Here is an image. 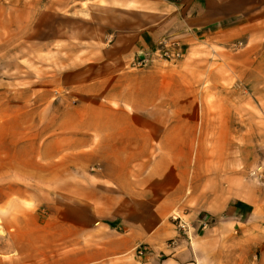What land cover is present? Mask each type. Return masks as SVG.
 Segmentation results:
<instances>
[{
	"label": "rangeland",
	"instance_id": "rangeland-1",
	"mask_svg": "<svg viewBox=\"0 0 264 264\" xmlns=\"http://www.w3.org/2000/svg\"><path fill=\"white\" fill-rule=\"evenodd\" d=\"M183 1L0 0V68L8 69L7 78L0 77V122L7 115L13 119L11 134L24 137V142L36 138L41 146L54 139L61 143L56 161L61 162L63 206L76 195L86 198L90 193L96 202L95 226L117 216L122 205L124 219L132 218L130 226L143 235L139 245H146L150 253L156 246L149 236L152 231L166 233L167 246L185 237L193 240L189 245L195 253L213 246L216 251L201 264H262L264 234L247 239L229 217L211 212L234 194L264 205V30L254 29L264 28V23L252 15L264 0H218L225 16L209 24L207 34L197 31L202 36L194 43L186 40L193 28L182 23L190 14L185 13V4L181 6ZM196 1L187 3L196 5ZM233 14H239V23L246 17V23L226 28ZM242 14L245 17L240 18ZM214 27L218 31L213 32ZM152 28L159 30L154 47L142 55L148 54L147 65H137L140 58L129 63L114 60L122 47L115 46L119 35L130 39L125 43L128 47L139 33ZM163 39L181 43L180 59L159 57L156 50ZM6 89L12 94L3 93ZM165 89H172V94L166 97ZM136 102L147 105L138 113L143 119H156L164 107L174 119L183 110L185 118L192 114L185 111V104L197 105L195 126L181 129L173 158L163 159L165 150L159 144L172 129L166 126L158 127L151 160L110 158L108 152L101 158L92 152L100 142L110 141L106 133L111 121H116L121 136L125 132L127 141L135 137L132 106ZM188 136L193 139L189 150L183 141ZM70 142L81 147L70 150ZM31 154L29 150L24 156ZM51 159L45 156L47 172L53 170ZM156 168L165 172L151 181L149 173ZM108 173L132 186L118 190L104 180ZM50 179L46 178V191L35 194L37 198L29 196L0 209L12 222L3 224L0 219L4 231L0 243L9 242L13 250V255L0 251L3 262L42 264L59 251L54 216L68 210L53 208L56 196ZM108 197H113L117 208ZM194 212L197 216L192 219ZM174 215L187 220L190 236L180 230ZM20 218L23 224L18 223ZM209 218L227 226L216 245L202 242L211 228ZM204 219L209 221L205 230L200 225ZM18 231L25 234L22 240L7 239Z\"/></svg>",
	"mask_w": 264,
	"mask_h": 264
},
{
	"label": "crops",
	"instance_id": "crops-1",
	"mask_svg": "<svg viewBox=\"0 0 264 264\" xmlns=\"http://www.w3.org/2000/svg\"><path fill=\"white\" fill-rule=\"evenodd\" d=\"M183 4H185V13L190 11L189 15H191V17H189V15L185 16L182 23L184 22L183 25L187 24L190 28H193L191 34H188V39H186L188 42L191 41L194 43V40L198 38V36H202V34L198 35L197 31H199V33H201V31L204 32L209 24L218 20L221 21L222 17L225 16L223 10L219 8V6L222 8V3L218 0H198L196 1V5H192L193 3L191 4L190 2L187 3V0H185L181 6ZM257 8V12L252 15L259 16L256 20L264 23V2L262 1L259 3ZM243 16L242 14L240 18ZM229 17L230 19H228L226 27L228 29L243 26L247 21V18L244 16L245 21L241 19L240 23L237 22L239 14L238 16L233 14ZM232 18L235 20H232ZM254 22L251 24L252 27L256 26ZM220 27L223 28L225 26ZM221 28L219 30H221ZM254 29L259 32L264 30V28L260 27L259 29ZM158 30V28H152L142 31L137 35L135 40L131 41L128 47H126L125 43H129L130 39L119 35L115 41V46L117 48L118 46L122 47L114 60L129 63L136 58H142L145 50L154 47L158 37ZM215 31H218V29L214 27L213 32ZM7 71L8 69L4 70L0 68V74L5 73L4 77H2L3 75L0 76L1 79L7 78ZM165 92H167V97V95L172 94L170 93L172 89L171 91L165 89ZM3 93L8 95V93L12 94V91L6 89ZM186 105L188 107H186ZM146 106V104L139 102H136V104L132 106L136 113L134 124L135 127H137L133 139L127 141L125 132H123L121 136L119 131L116 132V121H111L107 125L108 131L106 133L110 141L100 142L97 149L92 152L96 153L101 158H106L105 155L108 152L110 158L151 160L152 154L157 150L158 127L166 126L172 129L167 131V134L161 138L159 144L161 146L160 148L165 150L162 156L163 159L167 160L173 158V154H175L174 144L179 142V137H181L179 135L182 133L181 129L195 126L194 118H196L197 105L193 102H190V105L185 104V111H191L192 114H189L188 117L185 115V118H183L181 114L183 110H180V118L177 119L170 116L169 107H164L165 112L158 111L156 119H143L141 114L138 113L145 111ZM169 106L173 107V102L169 103ZM138 116L140 117L138 118ZM12 127L13 119L9 118L7 115L5 120L0 122V209L11 207L20 200L29 198V196H35L37 198L36 195L38 192L46 191L44 188L46 178L50 177V181L53 180V192L56 196L52 201L53 208L57 210L66 208L69 211H67V214L54 216V223L59 225V229L55 230L53 236L55 241L59 240V245L57 247L59 251L54 254L52 260L42 264H201L202 262H206L205 259L207 256L212 255V253H210L211 251H216L212 246L209 247L210 250L208 251L205 249H198V253H195L194 249H192L193 247L189 245V243L193 244V240L190 242L187 237H185V240H180V242L176 240L174 242L175 245L172 243L173 245L169 244L167 246V244L164 243V239L167 237L166 233H155L151 231L149 232V236L154 242L153 244L156 245L155 251L143 259H138L136 256V249L142 242L143 235L140 230L133 229L130 226L134 223L132 218H129V220L124 219L122 212H120V207L124 206H118L119 209L116 210L117 216L107 217L106 221H99V225L96 226V222L94 221L96 202H94V196L90 195V193L89 195L87 193L86 198H79L78 195H76L63 206L61 195L63 191L61 162L56 161V157L61 155V143L54 139L41 146L36 138L33 141L24 142V137H15L11 134L12 130L10 129H12ZM99 127L100 126H98V128ZM145 128H147V132L143 131ZM183 141L185 142V149L189 150L193 141L192 137H185ZM80 147V143L78 142L69 143L70 150ZM29 150L32 154L30 157L26 158L24 153ZM39 154L43 155L42 160L39 159ZM47 154L52 158L49 161V166L50 168L53 167V170H49L48 172L45 163V156H47ZM164 172L165 170L162 168H156L149 173V177L152 181V177L155 180L158 175H163ZM125 175H127L126 172ZM104 180L115 185L120 191H125L132 186L131 183H126L125 180L121 181L115 178L111 173L104 176ZM150 191L154 192L153 189ZM108 198H110L109 201L111 200L108 202L113 204L111 206L117 208L115 204L112 203L115 202V200L111 199L113 197ZM83 199L85 200L83 201ZM119 200L122 201L123 199ZM38 204L43 205V203ZM154 205H156V203ZM185 209H187V207H185ZM215 210V213L211 212V214L221 215L223 213L225 217H229V219L232 220L229 221V223L233 225L237 224L236 226H239V230L236 231L243 233L244 237L247 239H249L248 237H251L252 234L256 235L258 232L264 234V205L260 206L250 198H243L240 195L234 194L231 198L227 199L222 207L216 208ZM196 216L197 213L194 212L192 217H190L194 219ZM0 219L3 224L12 223L8 215L3 216L1 211ZM209 219L211 220V218ZM210 222L211 228L207 234L202 236V238H205L202 239V242L216 245L217 242L221 243L223 240V236L220 235V233L227 226L226 223L225 225L221 222L216 224L213 223V220ZM18 223L23 224V219L20 218ZM63 224L66 229L64 232L62 231ZM153 224L156 228L157 221ZM150 230H152V225L150 226ZM248 233H251V235L246 236ZM24 235L23 232L18 231L17 233H9L10 237L7 235L8 238H6H11L12 241L22 240ZM7 239L6 241H8ZM11 245L9 242H5L4 246L0 243L1 253L8 255L7 251H10L9 254L13 255ZM54 246L56 247L57 245L55 244ZM22 247L24 248L23 244ZM0 264L18 263L15 260H5L4 262L0 260ZM262 264H264V259L262 260Z\"/></svg>",
	"mask_w": 264,
	"mask_h": 264
},
{
	"label": "built area",
	"instance_id": "built-area-1",
	"mask_svg": "<svg viewBox=\"0 0 264 264\" xmlns=\"http://www.w3.org/2000/svg\"><path fill=\"white\" fill-rule=\"evenodd\" d=\"M156 51L159 57L165 61H176L180 59L183 54L181 43L172 39H163ZM148 59L149 56L147 53H145V55L137 61V65H147ZM173 220L177 223L180 230L190 236V225L186 219L184 220L180 215H174ZM200 225L203 230H205L209 226V221L204 219L201 221ZM149 250L150 249H148L146 245H139L137 247V254H139L141 258H144L150 254Z\"/></svg>",
	"mask_w": 264,
	"mask_h": 264
},
{
	"label": "bare ground",
	"instance_id": "bare-ground-1",
	"mask_svg": "<svg viewBox=\"0 0 264 264\" xmlns=\"http://www.w3.org/2000/svg\"><path fill=\"white\" fill-rule=\"evenodd\" d=\"M3 226L2 225H0V233L2 234L4 231H3ZM6 233V232H5Z\"/></svg>",
	"mask_w": 264,
	"mask_h": 264
}]
</instances>
